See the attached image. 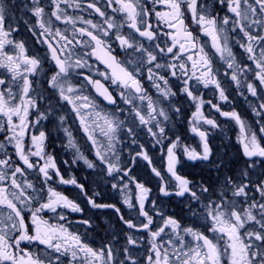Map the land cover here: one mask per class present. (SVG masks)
Listing matches in <instances>:
<instances>
[{"label": "snow or ice", "instance_id": "6c2138e0", "mask_svg": "<svg viewBox=\"0 0 264 264\" xmlns=\"http://www.w3.org/2000/svg\"><path fill=\"white\" fill-rule=\"evenodd\" d=\"M216 3L231 15L220 16L203 0H151V6L148 0H105V6L113 13L123 14L117 21L115 16H106L93 0L87 7L105 18L103 24L82 20L88 27H73L70 35L66 34L67 29L52 28L53 18L65 24H76V19L61 7L69 5V0H49L44 5L41 0H31L30 9L24 5L35 23L23 21V25L39 43L46 45L45 58L50 57L53 65L45 74L51 93L49 101L54 97L57 102H65L64 106H71L95 155V162L89 160L69 129L64 128L67 146L74 149L73 163L83 161L89 169L99 168L115 181L110 187L123 196V203L129 209H135L138 219L134 223L131 218L125 219L116 205L97 203L94 197H98L99 192L90 196L75 177L65 179L61 175L55 157L45 151L47 136L44 131L30 135L31 145L25 149L24 139L29 127L49 119L48 113L41 111L43 96L33 89L30 79L43 71L44 58L29 56L24 41L12 38L20 29L14 27L15 21L10 14L6 15L7 9L0 0V68L11 74L12 83L19 81L17 93L0 78V116L6 117L5 123L0 124V132L10 133L5 135V140L14 146L20 162L13 166L11 156L5 154L0 158V205L7 209L6 215L0 209V264H63L61 257H68L67 264H140L134 250L141 246L143 237L128 235L126 246L121 248L111 242L93 248L64 224L52 223L51 217L45 218L47 213H54L59 220H65L61 209L76 213L84 211L74 199L56 190L54 178L61 185L79 189L92 208H111L128 229L146 233L150 237V254L146 256L145 264H264V180L256 184L250 179L245 182L248 169L255 165L256 158L264 160V145L260 142L264 137L258 139L257 131H253L235 109L223 111L219 104L198 94L200 85L205 88L212 85L219 100L227 103L229 97L218 77H228L240 87L241 78L249 81L251 74V79L258 83L247 82L245 87L252 97L259 94L262 101L252 108V112L259 118L256 121L260 125L258 131L264 133V0H216ZM158 4H163L167 11H155L154 6ZM75 7L80 5L76 3ZM46 8L49 11L46 12ZM153 14L167 31L161 32L159 23L153 26L150 22ZM186 19L209 38L208 45L200 42L199 35ZM125 27L127 34L122 32ZM237 30L242 34V41L237 43L244 49L251 65L245 63L242 66L236 61L229 33ZM113 37L118 47L134 56L135 61L122 63L117 59L109 43ZM81 46L91 51L78 52ZM6 47H10V51H6ZM91 56H96L112 70L110 75L102 72L99 75L117 86L118 97L100 80L77 72L91 68L88 62ZM217 61L225 66L224 72L216 66ZM74 73L83 78L79 87L70 82ZM169 77L179 82L176 90ZM145 79L155 89V97L145 88ZM85 86H91L108 104L117 105L119 100L125 107H117L112 112L98 110L96 100L84 94ZM183 101L190 102L195 108L188 124L189 131L199 139V151L172 131L175 117L182 115L179 105ZM205 104L239 126V142L248 158V168L239 176L224 173L227 163L213 152L210 133L204 126L217 128L219 125L205 114ZM30 112H35L34 120L29 119ZM65 119V116H59L61 124ZM141 133L149 138L146 143L140 142ZM125 139L130 142L129 146L135 145V149L130 151L129 159L122 160ZM157 146L164 162L163 171L153 165L149 155L150 149ZM3 150L4 145L0 144V151ZM181 156L214 169L218 174L216 184L197 185L179 174ZM139 161L146 162L145 166L157 178L162 196H187L196 203L198 211L191 204L189 210L193 223L196 218L205 221L204 231L165 214L157 200L150 199L152 189L132 175ZM28 170L42 177L39 188L26 178L19 179L26 177ZM221 173H224L222 178ZM130 185L136 190L135 203ZM80 223L91 227L89 220ZM205 232L214 235L210 238ZM186 237L191 240L186 241ZM219 241L226 243L221 247ZM22 244L44 245L58 255L42 258L38 253L22 248Z\"/></svg>", "mask_w": 264, "mask_h": 264}, {"label": "flooded vegetation", "instance_id": "af4514ba", "mask_svg": "<svg viewBox=\"0 0 264 264\" xmlns=\"http://www.w3.org/2000/svg\"><path fill=\"white\" fill-rule=\"evenodd\" d=\"M2 2L7 9L6 15L10 14L13 21H15L14 27H18L20 29L18 32L13 33L12 38L17 41H24L27 49V54L29 56L35 55L44 58L42 64L43 71L38 73L36 76L30 77V79L33 81V89L43 96V99L40 101L41 111H46L49 115V119L42 121L41 124L36 125L35 127H29L28 135H26L24 139L25 149L27 150V148L31 145L30 135H38V131H44L47 136L44 144L45 151L46 153L51 154L55 157L57 167L60 169L61 175H63L65 179L75 177L78 183L85 186L88 195L91 196L94 192L100 193L98 197H94L97 203L114 204L120 209V214L124 215L125 219L131 218L134 223L137 222L138 217L135 209H133L134 212L132 209H129L123 203V196L120 193H117L115 190L111 189L110 183L115 181H111V178L107 177L106 174L101 172L99 168L89 169L87 165L83 163V161H77L73 163L74 149L67 146L68 137L63 130L64 128L69 129V131L72 133L73 138L81 147V151L84 152L85 156L89 160L95 162V155L91 149L90 142L87 141L86 135L80 126L79 119L71 111V106H64L65 102H57V98L54 97L49 101L51 93L48 90L45 74L49 73V69H51L53 65L51 63L50 57L45 58L47 47L46 45L39 43L38 39L34 37L32 33L29 32L23 25V21H28L29 24L35 23V18L32 17L31 13L24 7V5H27L28 9H30L32 7L31 0H2ZM48 2L49 0H41L42 5L47 4ZM91 2H93V0H69V5H61L62 8L66 9L67 15L72 16L74 19H76V24H65L62 21H56L53 18V30L59 28L61 31H64L65 29H67L66 34L70 35L73 27H88V25H85L81 22L82 20H91L97 25L103 24L105 18L100 17L94 12L93 9H89L87 7V4ZM95 2L97 3L98 7H101L102 11H105L106 16H115L117 21L121 20L123 14L113 13L111 8L105 6V0H95ZM203 2L209 5L210 10L219 13L220 16H224L225 14L231 15L227 12L226 8L218 5L216 3V0H203ZM76 3L80 5L79 8L75 7ZM148 3L151 6V0H148ZM113 7H116V5H113ZM154 7L155 11H167V8L163 4H158ZM45 11L47 12L49 11V9L46 8ZM150 22L154 27L157 23H159L161 32L167 31V29H164L163 23L161 21H158L157 17L154 14L150 17ZM186 23H188L190 28L199 35L201 43L205 45L209 44V38L204 36L202 33H199L198 28L194 23H192L188 19H186ZM122 32L124 34H127V27H125ZM163 38L167 39L166 37ZM84 39H87V37H85ZM229 40L233 53L236 57V61L242 66L245 63L251 65V61L247 60V54L244 52V49H242L239 46V43H237V41H242V34L239 33L238 30L235 33L230 32ZM109 43H111L113 54L120 62L123 63L125 60L135 61L134 56L126 54L118 47V42L114 40V37L109 39ZM145 46L147 47V44H145ZM5 50L10 51V47H6ZM206 50L210 49L206 47ZM77 51L86 52L91 51V49L81 46L77 49ZM130 51L131 50H129V52ZM168 59L170 60V58ZM88 62L91 65V68L79 69L77 70V72L91 75L93 79L100 80L105 84L106 87H108L109 91L112 92L114 96L118 97L119 90L117 89V86L113 85L110 80L105 79V77L99 75V73L101 72L110 75L112 70L109 69L107 65L102 63L101 60H98L96 56H91L88 59ZM216 66L219 67L221 72L225 71V66L222 64V62L217 61ZM97 69L99 70V72H97ZM10 77V73H7L4 69L0 68V78L5 79L11 85L13 91L18 93L19 88L17 87V83H19V81H17V83H12ZM218 78L221 81V86L225 88L226 95H228L229 97V102L226 103L220 101L218 98V92L212 85L207 88L200 85L198 87V94L203 95L205 100H211L213 103L219 104L223 111H231L235 109L245 119L250 128L253 131H257L258 139L264 137V133H260L258 131L260 125L257 124L256 121L259 118L255 117L252 112V108L258 106V104L262 101L258 98L259 94L258 97H252L251 94L247 92L245 87L247 82H258L251 79V74H249V81H244L243 77L241 78L242 83L240 87H237L235 82L230 81L228 77L220 76ZM70 82L74 86L79 87L81 84H83V78L82 76L76 75L74 73L70 77ZM169 82L173 86V90H176V88L179 87V82L175 78L169 77ZM143 83L145 88L149 90V93L155 97L157 93L155 89L151 87L150 83L146 79L143 81ZM83 92L85 95H89L96 100L99 106L98 110H102L104 112H112L117 107H125L119 102V100L117 105L108 104V102L104 101L102 97L97 96L95 90L91 86H85L83 88ZM241 92H243V95H241ZM179 106L182 108V115L179 117H175L174 127L172 131L175 134L180 135L185 143L196 148L197 151H199V139L189 131L188 124V121L191 118V114L193 111H195V108L188 101H183ZM205 114L210 118H214L219 125V127L217 128H208V126L206 125L204 127L207 128L210 133L209 142L213 148L214 154L223 158L228 165V167L224 170V173L228 175L239 176L242 170L248 168V158L244 156L242 145L239 142V126L235 123V121L220 116L215 111V109H211L207 104H205ZM61 115L66 117L63 124H61L59 121V116ZM124 115H127V112H125ZM29 119H35V112H30ZM5 121L6 117L0 116V124L5 123ZM6 134L10 133L0 132V144L4 145V150L0 151V158H4L5 154L11 156L13 166H15L16 163L20 162L18 161V158L15 154L16 150L14 146L12 144H8L5 140ZM171 134L172 133H170V135ZM148 139L149 138L144 135V133H141V143H146ZM260 142L262 145H264V139H261ZM129 144L130 142L125 139L124 145L122 147V160L129 159L130 151L135 149V145L129 146ZM158 147L159 146H157V148H151L149 151V155L153 158V165L163 171L164 162L161 159V154L160 151H158ZM31 159L35 160L37 158L31 157ZM65 161H67V163H65ZM181 161V164L178 166L179 174L186 176L194 184H216L218 174L214 169L206 167L200 161H188L183 156H181ZM145 164L146 162L139 161L138 166L133 168L132 175H134L137 180L145 183L147 187L152 189L150 199H156L158 201L166 202L177 201L179 208L178 215L181 222L185 223L186 215L191 213L189 210L190 204L194 210L198 211L196 203L194 201H190L187 196H162L159 192L157 178L152 175L150 169L146 167ZM224 173L220 174L221 178ZM25 178L31 181L35 187H40L42 177H38L33 170H28L26 177H19L20 180H23ZM248 179L251 180L252 184H256L264 180V160L256 158L255 165L248 169V178L245 179V182H248ZM53 186L57 191L62 192L70 199H74L77 203H79L84 211L81 213H76L71 212L68 209H61L59 211H61L62 214L66 217L65 220H59L54 213H47L45 218L51 217L52 223L64 224L69 228L70 231L78 233L81 238L91 247L99 248L102 244L111 242L115 245L116 248H121L123 247V244L126 245V237L128 235H133L134 237H143L144 243L149 244L150 237H148L146 233L128 229L127 226L119 219V215L113 209L92 208L87 203L86 198L80 194L79 189H77L75 186L61 185L58 183V181L55 180V178L53 181ZM130 187L132 188L131 195L133 198V203H135L136 190L134 186L130 185ZM29 192H31V189H29ZM256 198L258 200L260 199L258 194H256ZM0 209H3L5 215L7 214V209L4 205H0ZM25 215L27 219V211L25 212ZM83 220H89L91 222V227L80 223ZM197 226L200 227V231H204L202 225ZM205 234L210 238H212L214 235L210 232H205ZM186 238L190 239V237ZM219 243L220 246L223 247L226 241H219ZM21 247L27 248L34 253H38L42 258L49 256V254H51L53 258L55 255H58L52 253V250L47 249L46 246L40 244H22ZM61 260L63 264H67L68 257H61Z\"/></svg>", "mask_w": 264, "mask_h": 264}, {"label": "rangeland", "instance_id": "374dc122", "mask_svg": "<svg viewBox=\"0 0 264 264\" xmlns=\"http://www.w3.org/2000/svg\"><path fill=\"white\" fill-rule=\"evenodd\" d=\"M58 124V123H57ZM158 204L160 205V207L163 209V211L165 212V214L167 215H172L175 218L180 220V217L178 215V202L177 201H172V202H164V201H158ZM133 210V209H132ZM193 217L191 216V213H189L187 215V221H189L188 226H193L196 227L197 225H203L205 223V221L202 218H196L195 219V223H193ZM181 221V220H180ZM182 224H185L183 222H181ZM136 238H139L136 237ZM165 240L168 239L167 236L164 237ZM190 239L186 238V241H190ZM123 246H126L125 244H123ZM150 249V245L149 244H145L144 241H142L141 246H139L138 248H136L134 251L137 255L138 261L140 262V264H145V260H146V256L148 254H150L149 252Z\"/></svg>", "mask_w": 264, "mask_h": 264}]
</instances>
